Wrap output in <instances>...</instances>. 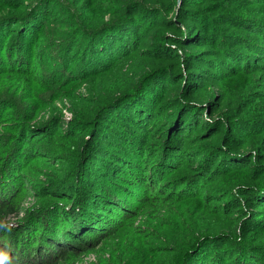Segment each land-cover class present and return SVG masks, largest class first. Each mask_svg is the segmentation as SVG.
<instances>
[{
  "label": "trees",
  "instance_id": "trees-1",
  "mask_svg": "<svg viewBox=\"0 0 264 264\" xmlns=\"http://www.w3.org/2000/svg\"><path fill=\"white\" fill-rule=\"evenodd\" d=\"M2 1L6 9L0 11V31L6 32H0V76L6 74L9 83L0 109L15 113L19 121L9 125L0 118V128L12 133L8 142L7 134L0 136V241L16 233L31 246L21 251L15 241L10 242L14 250L6 251L0 242L6 254L0 264H24L15 263L19 257L26 264H75L80 253L106 242L118 256L113 264H264V217H255L256 208L264 209V166H255L252 155L230 156L236 146L226 141L224 147L206 144L193 170L192 159H183L186 144L181 149L175 145L176 137L201 125L203 108L190 102L205 96L206 80L219 82L264 65V21L258 20L256 28L245 23L252 16L224 11L213 16L217 0H181L177 20L186 31L165 16L177 9L175 0ZM228 28L239 30L229 33ZM245 30L258 38H249ZM194 46L201 50L180 56L179 50ZM178 81H184V91L181 96L172 92L165 103ZM83 83L89 96L76 94ZM39 84L44 91L35 87ZM45 95L75 102L72 132L62 134L57 118L30 127L41 107L36 99ZM160 107L166 114L165 133L155 146L163 144L154 163L146 124ZM233 123L244 124L239 118ZM44 139L46 150L36 151ZM57 139L66 143L61 151ZM67 151L66 173L33 186L39 187L40 207L27 212L22 229L4 227L20 216L32 188L22 172L38 173L32 163ZM210 155L217 156L215 162ZM238 172L249 173L233 176ZM205 177L208 183L226 185L210 194ZM194 199L195 216L189 209ZM162 211L172 221L165 235L144 236L147 231L134 229L143 212L148 219ZM231 215L236 218L221 223ZM159 242L163 246L154 247Z\"/></svg>",
  "mask_w": 264,
  "mask_h": 264
},
{
  "label": "rangeland",
  "instance_id": "rangeland-1",
  "mask_svg": "<svg viewBox=\"0 0 264 264\" xmlns=\"http://www.w3.org/2000/svg\"><path fill=\"white\" fill-rule=\"evenodd\" d=\"M63 1V0H62ZM177 1V9L172 13H167L165 16H167L169 19H172L173 21L177 22L179 25L182 23V21L177 20L178 16V7L181 3V0H175ZM211 1V0H210ZM218 4H215L214 7L217 8L216 11H213V16H219L222 11L229 12L230 14L235 15H242L246 17L252 16L253 18H249L248 21H245L247 26L252 27H259L258 20L264 21V4L257 3L252 5H247V2L242 1H235V0H217ZM6 2L0 0V11L3 12ZM219 6V7H218ZM222 6V9L220 8ZM257 17V18H256ZM185 19V18H184ZM181 22V23H180ZM185 23H190L188 20L184 21ZM192 24V23H191ZM181 29L183 31H186V25H180ZM264 29V26H263ZM232 28L226 29L227 32H231ZM239 29L232 30L238 31ZM3 36L4 32H6L4 29L0 31ZM245 34H249V38H258L253 33L247 32V30L244 31ZM9 35V32L7 33ZM43 34V33H42ZM168 34V33H167ZM158 35H161V32H158ZM172 34L169 33V36ZM49 39V38H47ZM3 37L0 34V43L2 42ZM43 38L40 39L42 41ZM45 41V40H44ZM48 43V42H47ZM49 45V43H48ZM172 48H175V45L171 46ZM237 48H243V47H237ZM201 49L197 47H184L182 48V51L179 50L180 56L183 58L184 54H189L191 52H196ZM243 50V49H241ZM50 55L55 52L53 50L48 51ZM2 55V54H1ZM1 60V58H0ZM47 63V61H46ZM48 62V64H50ZM6 75V74H4ZM4 75L0 76V96L6 95L5 91L7 90V87L5 84L9 83V80L7 78L3 77ZM210 78V77H207ZM206 86L204 88L205 96H194L195 102H190V105L195 104L200 105L203 108V111L198 114V120L201 122V125L192 133L191 131H187L188 133H185L184 136H178L175 138L176 142L175 145L181 149V145H185V150L183 153V159H192L190 162V167L194 169L198 168L199 163L201 162V159L203 157H200V153L206 148V144L210 143H216L219 147L220 145L223 146L222 143L226 141H230V144H232L234 147L232 150H230L229 153L230 156L236 155L237 157L242 158H248L249 155H252V161L254 162L255 166L258 163L259 165L264 166V65L258 64L254 68H245V70L238 75L228 77L222 81L217 82L216 80L207 81L206 80ZM38 90H43L40 88L42 87L41 84L38 86L35 85ZM178 91L180 96L181 93L184 91V81H178L176 84H172L170 86L169 92L167 93V97L165 98L164 102H169L168 100L171 98L169 97L172 92ZM29 93L28 90H25L23 94L27 95ZM16 94V93H15ZM77 95L81 96H89L88 92V86L86 83H83L80 88L76 91ZM9 96H12L8 94ZM18 95L16 94V97ZM178 96V97H180ZM59 96H54L52 99L50 96H41V98L36 99V104H41L40 109L38 110L36 119L30 123V127L33 129L43 127L45 124L52 122L54 118H57L60 122H56V126L60 128V132L62 134H68L72 132L71 126L74 121V118L76 117L75 114V102L68 99H57ZM169 97V98H168ZM181 98V97H180ZM183 98V97H182ZM168 99V100H167ZM187 99V98H186ZM189 99V97H188ZM163 100V99H162ZM167 100V101H166ZM191 100V99H190ZM31 102V101H30ZM30 102H27L30 103ZM34 101H32L33 105ZM162 103V102H161ZM197 115V114H196ZM165 116L162 107L157 109L156 113L150 117L146 124V140L148 146L155 147L157 146L160 136L165 133ZM19 117V115H18ZM156 117V120L154 118ZM0 118L2 121H4L5 124L14 125L17 123L16 120V114L15 113H8V110L0 109ZM158 118H162L159 120ZM239 118L244 122L243 125H238L236 123L231 124V122H234L235 119ZM203 122L208 123L209 129H214V131L208 133V134H202L206 130V125H203ZM238 122V121H236ZM164 123V126L161 124ZM54 125V126H55ZM218 128V133L215 134L216 130ZM52 130L51 128L49 129ZM7 130H2L0 128V136H4L7 134V140L9 141V138L12 133H8ZM204 137V138H203ZM168 138V136H167ZM239 139L237 143H235L234 139ZM231 139V140H230ZM233 139V140H232ZM57 141L62 143V146H57L56 148L61 151L65 147V141L59 140ZM37 142V141H36ZM46 142L47 139L42 140L41 142H37L36 151L41 150L44 152L46 150ZM58 142V143H59ZM174 145V142H171ZM237 144V145H236ZM163 144H159L158 147H155L153 151L155 152V155L151 157V159L155 162H157L158 156L160 155V151L163 150ZM162 146V147H161ZM159 148V149H156ZM226 149V148H224ZM32 152V151H31ZM48 152V151H47ZM69 152H63L60 155L56 154L55 156L52 154V157H46L44 161H42L40 164H36L35 162L32 163L30 166L35 168V170L38 173L31 172L29 169L24 170L22 174L24 175V178L30 185L32 186L31 190L28 193V196L26 197L24 204H23V211H21V214L19 217L10 218L8 219L3 226L4 227H13L15 230L22 229L23 224L22 222L26 219L27 212L31 210L32 208H37L39 206V201L37 197V193H39V187L35 183H43L47 181L48 178H54L53 176H63L66 173L67 167V159L69 157ZM71 155V154H70ZM51 156V155H50ZM210 157L213 158V162L216 161L217 156L216 155H210ZM146 161H147V155H145ZM207 159V158H206ZM154 163H151L154 164ZM248 170V169H247ZM30 172V173H29ZM249 173V172H248ZM248 173H242L238 172L233 176H237L239 178H244ZM253 173V172H250ZM58 178V177H55ZM63 178V177H60ZM207 179L206 177L203 179V181ZM252 182H254V178H251ZM169 181L168 177L167 179L164 178L162 182L167 183ZM240 181V180H237ZM134 182V181H133ZM208 184V193H218L217 188L224 187L226 185V182H215V183H208L209 179L207 181H204ZM37 183V184H38ZM160 186V183H159ZM143 191H145V188H142ZM133 200V199H132ZM133 202H135L133 200ZM216 204V203H213ZM169 205V204H168ZM191 212L194 214V216L197 214V200L191 201V204H189ZM261 210V211H257ZM251 211V210H250ZM146 212V211H144ZM143 212V213H144ZM255 217L258 219H262L264 217V209L263 208H256L255 209ZM259 212V213H258ZM141 214L140 217L136 220L135 225L133 224V227L136 231L145 232L147 231L146 235L148 236L150 234H159V232L162 235L166 234L165 227H171L169 224L172 223V221H169L171 218L165 213V211H162L158 214L152 215L151 218H146L145 216L147 213ZM250 215L247 216L249 218ZM154 218H157V220H154ZM229 218H236V215H231L230 217H224L222 219V222H225V220H228ZM150 219V220H149ZM242 222V220H241ZM157 226L158 230L153 231V229H156ZM12 233L10 234V237H4L1 239L0 242L2 244H6L5 250L11 251L14 250L12 247L13 245L10 244L15 242L19 245L20 249L22 251V248H26L28 246H31L25 238V235H21L14 237ZM24 234V233H23ZM144 234V233H143ZM139 236L142 235L141 233L138 234ZM13 236V238H12ZM140 236V237H144ZM15 238V239H14ZM141 239V238H140ZM6 240H10L9 243H6ZM21 240V242L19 241ZM264 240V236L260 239ZM5 242V243H4ZM109 242L103 243L97 248H90L82 253H80V256L78 257L75 264H113V259L115 257L118 258V256L115 254L114 249L111 248V244H108ZM165 245V244H164ZM166 245H172L170 243H167ZM155 246H163L161 242H159L158 245ZM161 248V247H160ZM54 251V250H52ZM157 252V251H155ZM18 257V256H17ZM127 259H130V256H126ZM126 261V259H125ZM22 262L24 264L25 261L22 257H19L16 259L15 263ZM116 264V263H114Z\"/></svg>",
  "mask_w": 264,
  "mask_h": 264
},
{
  "label": "clouds",
  "instance_id": "clouds-1",
  "mask_svg": "<svg viewBox=\"0 0 264 264\" xmlns=\"http://www.w3.org/2000/svg\"><path fill=\"white\" fill-rule=\"evenodd\" d=\"M5 256H6L5 253L0 252V257H5Z\"/></svg>",
  "mask_w": 264,
  "mask_h": 264
}]
</instances>
